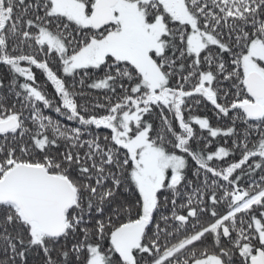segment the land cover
<instances>
[{"label":"snow or ice","instance_id":"1","mask_svg":"<svg viewBox=\"0 0 264 264\" xmlns=\"http://www.w3.org/2000/svg\"><path fill=\"white\" fill-rule=\"evenodd\" d=\"M0 68V264H264V0H0Z\"/></svg>","mask_w":264,"mask_h":264},{"label":"trees","instance_id":"2","mask_svg":"<svg viewBox=\"0 0 264 264\" xmlns=\"http://www.w3.org/2000/svg\"><path fill=\"white\" fill-rule=\"evenodd\" d=\"M5 71H6L5 69L0 68V77H3V76H4ZM37 79H38V81H40V82H43V81H44V77H43L39 72H37ZM46 91H47L49 94H54V93H53V89H52V87H51L50 85L46 87ZM209 107H210V106H209ZM199 114H200L201 116H205V115H207V116L212 120L213 124L216 123V121H215V119H214V116H213V113H212L209 109H204V110H202ZM217 143H222V141H220V140L218 139V140H217ZM213 147H215V145H214ZM189 178H190V179L192 178L191 175H189Z\"/></svg>","mask_w":264,"mask_h":264}]
</instances>
